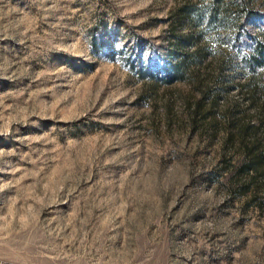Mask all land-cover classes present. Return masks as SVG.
Listing matches in <instances>:
<instances>
[{
	"label": "rangeland",
	"instance_id": "374dc122",
	"mask_svg": "<svg viewBox=\"0 0 264 264\" xmlns=\"http://www.w3.org/2000/svg\"><path fill=\"white\" fill-rule=\"evenodd\" d=\"M201 1L0 0V257L264 264V71Z\"/></svg>",
	"mask_w": 264,
	"mask_h": 264
},
{
	"label": "trees",
	"instance_id": "16d2710c",
	"mask_svg": "<svg viewBox=\"0 0 264 264\" xmlns=\"http://www.w3.org/2000/svg\"><path fill=\"white\" fill-rule=\"evenodd\" d=\"M232 4H237L241 11L234 18L230 13ZM186 16H189L198 25L213 30L222 29L227 43L238 52V65L256 79L264 71V38L253 34L248 25L251 21H260L264 27V11L250 7L247 0H202L200 4H188L183 7ZM231 29V30H230ZM234 31L230 38L228 31ZM182 43H194V37H182ZM194 45V44H193ZM203 48L196 45L195 49L188 50L166 67L169 79H182L188 73L192 60L199 57Z\"/></svg>",
	"mask_w": 264,
	"mask_h": 264
},
{
	"label": "built area",
	"instance_id": "2783aa9c",
	"mask_svg": "<svg viewBox=\"0 0 264 264\" xmlns=\"http://www.w3.org/2000/svg\"><path fill=\"white\" fill-rule=\"evenodd\" d=\"M0 264H27V263H16V262L0 257Z\"/></svg>",
	"mask_w": 264,
	"mask_h": 264
}]
</instances>
